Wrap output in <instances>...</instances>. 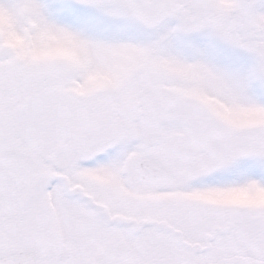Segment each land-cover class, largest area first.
<instances>
[{"label": "snow or ice", "instance_id": "1", "mask_svg": "<svg viewBox=\"0 0 264 264\" xmlns=\"http://www.w3.org/2000/svg\"><path fill=\"white\" fill-rule=\"evenodd\" d=\"M0 16L80 45L0 47V264H264V0Z\"/></svg>", "mask_w": 264, "mask_h": 264}, {"label": "clouds", "instance_id": "2", "mask_svg": "<svg viewBox=\"0 0 264 264\" xmlns=\"http://www.w3.org/2000/svg\"><path fill=\"white\" fill-rule=\"evenodd\" d=\"M7 23V18L0 16V28H5ZM40 37L39 24L30 22L15 30H5L4 35L0 36V47L16 49L33 59L72 58L80 52V45L73 35L51 33L44 36L42 41ZM258 198L264 199V194H258Z\"/></svg>", "mask_w": 264, "mask_h": 264}, {"label": "rangeland", "instance_id": "3", "mask_svg": "<svg viewBox=\"0 0 264 264\" xmlns=\"http://www.w3.org/2000/svg\"><path fill=\"white\" fill-rule=\"evenodd\" d=\"M77 7H82V6H77Z\"/></svg>", "mask_w": 264, "mask_h": 264}]
</instances>
